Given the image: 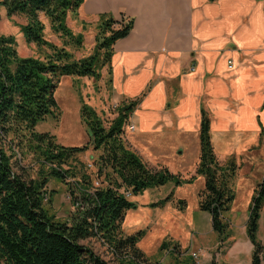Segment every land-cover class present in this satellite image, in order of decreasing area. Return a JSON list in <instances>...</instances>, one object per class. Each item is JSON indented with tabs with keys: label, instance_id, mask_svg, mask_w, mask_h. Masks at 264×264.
<instances>
[{
	"label": "trees",
	"instance_id": "obj_1",
	"mask_svg": "<svg viewBox=\"0 0 264 264\" xmlns=\"http://www.w3.org/2000/svg\"><path fill=\"white\" fill-rule=\"evenodd\" d=\"M83 1L0 0V8L7 16L17 15L26 20L20 25L26 41L49 49L42 58L19 57L13 37L0 36V264H109L81 243L88 238L101 240L121 264H146L136 245L145 230L123 234L121 229L125 212L136 207L127 194L133 196L169 180L179 185L195 179L176 176L163 167H148L126 144L124 126L137 101L120 104L117 115L107 125L95 109L82 102L80 116L88 134V142L82 146L60 144L50 133L34 130L40 120L57 109L54 92L61 76L98 79L101 67L110 64L113 44L127 36L133 26L132 19L117 21L100 14L92 52L77 58L66 46L80 50L83 34L68 26L67 17L78 15ZM41 16L62 39L61 46L45 38ZM8 133L15 135L19 144L25 136L27 146L34 149L48 171L37 179H27L15 172L3 143ZM199 142L195 175L204 178L199 209L209 213L212 229L223 234L228 227L225 214L235 195L230 183L235 163L219 161L211 142L209 118L202 110ZM88 146L101 151L94 162V172L77 158ZM47 175L67 187L74 206L69 220H56L44 207ZM263 210L264 173L251 196L246 222L247 237L253 246L250 264H264V237L262 242L257 239ZM159 247L165 248L166 243Z\"/></svg>",
	"mask_w": 264,
	"mask_h": 264
},
{
	"label": "crops",
	"instance_id": "obj_2",
	"mask_svg": "<svg viewBox=\"0 0 264 264\" xmlns=\"http://www.w3.org/2000/svg\"><path fill=\"white\" fill-rule=\"evenodd\" d=\"M80 8L92 48L100 14L133 21L99 77L113 102L137 101L127 120L132 150L138 140L150 153L152 141L175 133L200 152L201 110L215 152L264 141V0H84Z\"/></svg>",
	"mask_w": 264,
	"mask_h": 264
},
{
	"label": "rangeland",
	"instance_id": "obj_3",
	"mask_svg": "<svg viewBox=\"0 0 264 264\" xmlns=\"http://www.w3.org/2000/svg\"><path fill=\"white\" fill-rule=\"evenodd\" d=\"M79 10L80 15L86 18L81 8ZM80 18L77 15L67 17L68 26L75 32L81 29L84 35L80 50L66 46L77 58L89 55L93 50L92 36L89 34L91 27L86 26L84 29V22ZM42 19L45 23V38L61 46L62 39L51 31L48 21ZM24 23L26 20L23 17L7 16L4 8H0V36L13 37L19 57L42 58L49 49L26 41L20 29V25ZM101 68L104 69L103 66ZM54 97L57 109L40 120L34 130L48 132L57 143L67 146H82L88 142V134L80 116L82 102L95 109L105 125L117 115L116 108L121 104L111 100L106 79L100 81L99 78L86 76H61ZM127 125L132 123L127 122L124 126L123 138L130 147L126 138L133 130ZM20 139L22 142L19 144L12 133L3 138L5 148L11 155L13 170L27 179H37L48 169L41 165L34 149H29L25 136ZM133 142L137 146L134 150L148 167H163L182 178L195 177L191 183L176 185L174 180H169L162 186L148 188L133 196L128 195L136 207L125 212L121 229L123 234L145 230L136 244L147 260L143 261L146 264H250L253 246L247 237L246 222L251 196L260 180V171L264 169V141H259V146L239 148V153L235 155L221 154L218 149L216 152L214 150L221 163L226 164L232 160L235 163V174L230 181L235 195L225 214L228 227L223 234L212 229L209 213L199 209V195L204 186V178L195 175L199 150L194 141L189 137L179 138L175 133L163 134L152 141L154 147L148 148L150 153L139 145L138 140ZM100 152V149L88 146L77 158L88 164L89 170L94 172V162ZM47 177L44 207L56 220H69L74 213V206L65 183L51 176ZM153 202L157 203L151 205ZM263 237L264 210L258 220L257 239L262 242ZM162 242L166 243L163 249L159 247ZM81 243L91 247L109 264H121L119 258L101 240L88 238Z\"/></svg>",
	"mask_w": 264,
	"mask_h": 264
},
{
	"label": "built area",
	"instance_id": "obj_4",
	"mask_svg": "<svg viewBox=\"0 0 264 264\" xmlns=\"http://www.w3.org/2000/svg\"><path fill=\"white\" fill-rule=\"evenodd\" d=\"M125 20H126V19H125ZM229 66H230V65H229ZM127 126H128V128H129L130 130H133V129H134V126H133V125H130V126L127 125ZM97 183H98V182H96V185H97ZM127 195H129V194H127Z\"/></svg>",
	"mask_w": 264,
	"mask_h": 264
}]
</instances>
